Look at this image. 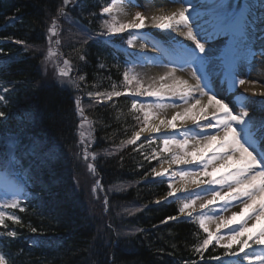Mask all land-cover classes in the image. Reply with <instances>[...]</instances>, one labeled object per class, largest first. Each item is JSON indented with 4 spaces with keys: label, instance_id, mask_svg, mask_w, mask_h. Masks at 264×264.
<instances>
[{
    "label": "snow or ice",
    "instance_id": "6c2138e0",
    "mask_svg": "<svg viewBox=\"0 0 264 264\" xmlns=\"http://www.w3.org/2000/svg\"><path fill=\"white\" fill-rule=\"evenodd\" d=\"M169 3L174 5L170 10L161 8L146 16L141 11L130 14L125 10L140 7L135 0H108L99 14L100 30L92 33L83 28L80 46L67 54L59 51L60 21L79 25L71 13L77 10L82 14V0H61L46 24V49L7 38L23 45L25 52L34 53L32 58L39 60L41 78L30 82L0 81V264H18L17 255L10 249L20 239L15 226L25 225L12 210L24 212L26 202H33L19 177L26 176L33 185L40 184L47 191V185L39 177L46 173L55 178L63 167L65 149L71 151L72 146L65 145L61 138L33 131L35 113L20 109L17 104L21 91L36 95L52 88L45 79L50 67L55 70L57 90L86 95L91 101L89 107L111 102L114 97L130 98V114L135 121L132 134L104 154L117 155L134 146L132 151L140 152L149 163L158 162L142 179L162 178L161 183L167 187L164 200L177 205V214L165 217L160 223H190L198 229L193 233L198 239L191 251L199 259L181 264H200L210 246L214 253L220 249L223 252L210 254L205 264H264V118L256 115L257 111L264 112V79L252 78L253 71L257 77L264 76V70L258 67L264 65V0H169ZM149 27L162 30L173 41L165 52L169 57L167 62L156 65L166 71L146 79L135 69L147 65L130 60L125 61L127 66L119 86L112 81L110 90L100 91L98 82L91 85L87 82L84 67L88 64L86 46L90 40L128 33L126 43L135 48V42L148 35L143 30ZM257 41L259 50L253 51ZM3 53L0 48V54ZM13 59L0 61V69ZM244 64L247 69L242 75ZM97 67L107 66L98 58ZM178 71L189 73L190 77L177 76ZM108 79L111 81V76ZM79 94L74 96L75 112L80 120L74 159L82 160L95 175L98 171L95 161L100 153L92 149L97 138ZM107 107L115 108V104ZM169 110H172L170 115ZM63 115L58 105L41 113L52 126ZM13 120L14 129L10 124ZM188 122L191 128L187 127ZM144 134H148L147 139L138 144ZM98 190L104 191L99 179L92 186V194L95 196ZM124 190L123 187L111 189ZM108 195L104 191L105 211ZM155 203L160 204L161 200L156 199ZM33 206L42 207V202ZM140 210L124 209L128 215ZM27 227L33 234L38 232L31 224ZM143 231L135 228L131 232L118 231L116 235L130 236ZM25 239L30 249L42 244L38 239ZM23 253L24 249H19V254Z\"/></svg>",
    "mask_w": 264,
    "mask_h": 264
},
{
    "label": "trees",
    "instance_id": "16d2710c",
    "mask_svg": "<svg viewBox=\"0 0 264 264\" xmlns=\"http://www.w3.org/2000/svg\"><path fill=\"white\" fill-rule=\"evenodd\" d=\"M60 2L61 0H0V48L4 50L0 54V61L14 58L5 68L0 69V81L30 82L41 78L39 60L32 58L34 53L25 52L23 45L15 44L12 39L7 38L12 37L46 49V24ZM82 3V14L77 10L71 13L73 19L79 21V25L60 21L62 30L59 51L63 54L71 53L74 47L80 46L83 28L92 33L100 30L99 14L108 0H82ZM93 12L97 15H90ZM12 18L16 19L13 21ZM127 35L128 33L116 34L89 41L86 46L88 64L84 67V72L87 73L90 85L98 82L100 91L110 90L112 81L120 85L122 72L126 67L121 49L127 46ZM106 40L114 43H105ZM98 58L107 66L105 69H98ZM72 60L76 63L75 56ZM54 71L50 67L45 77L52 88L36 95L21 91L17 104L20 109L35 113L33 131L46 132L50 138H61L65 145L72 147L71 151L65 149L63 167L55 178L46 173L39 177L47 185V191L42 190L40 184L33 185L26 176L19 177L23 179L21 183L25 185V191L33 202H26L27 210L24 212L12 210L16 211L25 225L15 226L20 239L10 249L17 255L18 264H181L182 261L199 259L191 251V246L198 239L193 235L198 231L195 225L173 221L160 223L165 217L177 214V205L166 201L155 203L167 191L166 184L161 183L162 179H142L158 162L153 160L149 163L140 152L132 151L134 146H128L117 155L104 154L105 150L119 145L132 134L135 121L130 114V98L114 97L111 102L89 107L91 101L86 95L57 90ZM77 94L82 95L85 115L93 122L97 138L92 145V149L100 153L95 161L98 170L96 175L88 171L82 160L74 159L78 140L76 133L80 123L74 106V96ZM112 103L115 108L107 107ZM53 105L60 106L64 114L63 119L58 120L55 126L41 117V113H46ZM10 124L14 129L16 121L13 120ZM84 131L87 135V125ZM142 141L145 140L137 143ZM147 149L148 145L145 144V150ZM97 179H102L103 189L109 193L107 211L103 204L104 191L98 190L95 196L92 194V186ZM114 187H123L125 190L111 191ZM41 202L42 207L33 206ZM136 208L141 210L134 215H128L124 211ZM8 223L11 225V222ZM28 224L36 227L38 232L31 233ZM135 228L144 231L130 236L116 235L118 231L131 232ZM199 231L203 235L202 230ZM25 238L38 239L42 244L30 249ZM172 244L176 247L173 248ZM21 248L24 249L23 255L19 254ZM222 252L220 249L214 253L210 246L204 253L205 260L200 264H205L210 254Z\"/></svg>",
    "mask_w": 264,
    "mask_h": 264
},
{
    "label": "bare ground",
    "instance_id": "6f19581e",
    "mask_svg": "<svg viewBox=\"0 0 264 264\" xmlns=\"http://www.w3.org/2000/svg\"><path fill=\"white\" fill-rule=\"evenodd\" d=\"M141 3L143 4L145 10V15H151L155 12H158L161 8L164 9L165 11L170 10L172 7H174V5H171L169 3V0H149V2L146 3V0H141ZM126 11H128L130 14L131 13H135V8L134 7H128L125 9ZM150 33L153 35V37L155 39H157L158 45L155 49L159 48L161 51L165 50L166 52V45L169 44L170 42H172L171 36H166L164 34V32H159L158 30L154 29V28H147ZM175 34L173 33L172 36H174ZM176 39L178 40H183V37H176ZM163 41V42H162ZM185 43H188V41H184ZM146 45V47H144ZM136 47L143 50L147 56V62L145 63V65H147V67H142L143 69V74L145 75V78H150L153 76H158L159 74H162L164 71H166L164 68L162 67H158L156 65L158 64H162V63H166L168 60V56L164 53V57H161V55L159 56H155L154 55V50L153 48H150L144 40H139L136 42ZM161 57V58H158ZM158 58V59H157ZM159 59H162V61H160ZM155 60V61H154ZM177 76H183L184 78H189L187 75L181 73V72H177L176 73ZM172 110H169V115L171 114ZM189 126L192 127V124L190 122L187 123ZM144 135H148V134H144ZM211 228L214 229V225L210 226Z\"/></svg>",
    "mask_w": 264,
    "mask_h": 264
},
{
    "label": "rangeland",
    "instance_id": "374dc122",
    "mask_svg": "<svg viewBox=\"0 0 264 264\" xmlns=\"http://www.w3.org/2000/svg\"><path fill=\"white\" fill-rule=\"evenodd\" d=\"M136 11H141V12H143L144 14H145V9L144 8H142V7H136V9H135V12ZM156 30H158V29H156ZM143 31H145L146 33H148V35L147 36H145V41L151 46V47H153V45H151L150 43H149V41L150 40H154V41H157V39H155L152 35H150L151 33H150V31L146 28V29H144ZM159 32H163L162 30H158ZM173 43V41L172 42H170L169 44H168V48L170 49V45ZM188 43H190V42H188ZM255 47V48H254ZM134 49H137L138 50V48L135 46V48H133V47H131L130 46V48H129V51H134ZM139 50H141V49H139ZM259 50V41H257V43L256 44H254L253 45V51H258ZM142 51V50H141ZM161 51H159V49H155V54L156 55H161ZM245 67H246V65H245ZM243 68L241 71H242V75H245L246 74V68ZM258 67L261 69V70H264V65H258ZM137 72H138V70H136ZM141 72V71H140ZM142 73V72H141ZM181 73H183V74H185V75H187L188 77H190V74L189 73H186V72H181ZM252 78L253 79H264V76H261V77H257V74H256V71H253L252 72ZM241 90H243V89H241ZM254 99H258V98H254ZM256 115H257V117H259V118H264V112H261V111H257V113H256ZM190 128V127H189ZM175 167V166H174Z\"/></svg>",
    "mask_w": 264,
    "mask_h": 264
},
{
    "label": "water",
    "instance_id": "95a60500",
    "mask_svg": "<svg viewBox=\"0 0 264 264\" xmlns=\"http://www.w3.org/2000/svg\"><path fill=\"white\" fill-rule=\"evenodd\" d=\"M101 182V181H100Z\"/></svg>",
    "mask_w": 264,
    "mask_h": 264
}]
</instances>
